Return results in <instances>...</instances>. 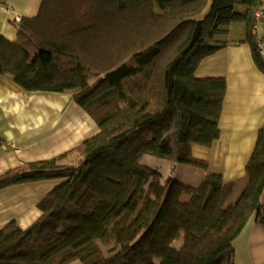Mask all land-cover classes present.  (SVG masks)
Instances as JSON below:
<instances>
[{
	"label": "trees",
	"instance_id": "obj_1",
	"mask_svg": "<svg viewBox=\"0 0 264 264\" xmlns=\"http://www.w3.org/2000/svg\"><path fill=\"white\" fill-rule=\"evenodd\" d=\"M207 4L42 0L17 23L15 41L0 36V78L28 93L71 95L98 129L57 157L0 175V190L63 180L38 202L30 227L0 229V264H235L233 242L247 221L263 224L264 125L235 200L236 184L219 174L191 187L138 165L151 154L207 171L191 147L218 139L226 82L195 70L227 45L217 37L231 24L244 25L241 43L264 72L253 39L264 0H212L205 14ZM22 39L37 49L32 58Z\"/></svg>",
	"mask_w": 264,
	"mask_h": 264
},
{
	"label": "crops",
	"instance_id": "obj_2",
	"mask_svg": "<svg viewBox=\"0 0 264 264\" xmlns=\"http://www.w3.org/2000/svg\"><path fill=\"white\" fill-rule=\"evenodd\" d=\"M41 1L7 0V7H0V36L15 41V16H36ZM211 1L208 0L206 8ZM244 38L245 32L236 39H226L227 45L204 57L195 70L197 77H220L226 82L218 139L208 147H191L194 158L207 162V171L182 170L172 165L170 159L160 158L163 161L157 172L163 179L171 177L184 184L185 179L195 178L199 186L205 175L219 174L225 182L239 184V194L245 165L257 133L264 125V72L255 65L249 44L241 43ZM253 39L255 43L257 40L263 43L261 58L264 62V14L257 21ZM97 131L93 120L71 95L28 93L9 79L0 78V175L24 163L57 157ZM57 184V180H48L0 190V229L10 222L23 230L30 227L40 216L38 202ZM262 206L263 224L252 216L233 242L235 264H264V192Z\"/></svg>",
	"mask_w": 264,
	"mask_h": 264
},
{
	"label": "rangeland",
	"instance_id": "obj_3",
	"mask_svg": "<svg viewBox=\"0 0 264 264\" xmlns=\"http://www.w3.org/2000/svg\"><path fill=\"white\" fill-rule=\"evenodd\" d=\"M212 2V1H211ZM210 6H211V3L209 5L208 8H206L204 10V13L206 14L209 9H210ZM243 8L242 7H237L236 8V11H242ZM245 32V27L242 23H235V24H231L230 27H228V34L226 36H223V35H219L217 38L218 39H222V40H226V39H236L240 34H244ZM215 38V39H217ZM21 44L25 47V49L28 51L30 57L32 58L36 52H37V49L35 47H33L32 45H30L26 40L22 39L21 41ZM154 155H151V154H145L144 157H142L140 159V165L143 166V167H147V168H150V169H153L155 171H159L161 168H158V167H161V161H163V159H160V157H152ZM154 158H157V159H154ZM177 168H181L182 170H196L195 168L193 167H190V166H187V165H178ZM58 181V184L57 186L63 182V180L59 179L57 180ZM196 183V180L195 178H192L191 179H185L184 180V185H189L191 187H198L196 186L197 184ZM183 184V183H182ZM241 184V189H240V192L241 190L243 189L244 187V180L240 183ZM238 185L239 184H236V188H235V193L233 195V200H235L239 194H237V188H238ZM182 201L184 202H188L189 201V198L188 197H183L182 198ZM182 236L179 237L176 241H174V243L172 244L174 248H178L181 244H182Z\"/></svg>",
	"mask_w": 264,
	"mask_h": 264
},
{
	"label": "built area",
	"instance_id": "obj_4",
	"mask_svg": "<svg viewBox=\"0 0 264 264\" xmlns=\"http://www.w3.org/2000/svg\"><path fill=\"white\" fill-rule=\"evenodd\" d=\"M0 7L1 8H6L7 7V0H4V2H2L0 0ZM264 14L263 12V9H258L256 10L255 14H254V24H253V28H256L257 27V21L260 19V17ZM22 18H20L19 16H15L14 18V21L15 22H19ZM256 48L257 50L260 52V54L262 53V46H263V43L260 41V40H257L256 41ZM2 148L5 149L6 146L5 145H2Z\"/></svg>",
	"mask_w": 264,
	"mask_h": 264
}]
</instances>
